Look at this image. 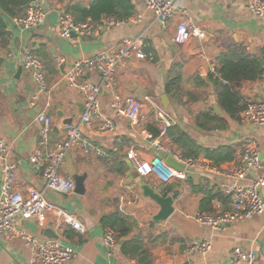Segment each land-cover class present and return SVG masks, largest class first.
I'll return each mask as SVG.
<instances>
[{"label":"crops","instance_id":"0c3cea01","mask_svg":"<svg viewBox=\"0 0 264 264\" xmlns=\"http://www.w3.org/2000/svg\"><path fill=\"white\" fill-rule=\"evenodd\" d=\"M94 1L32 0L23 8L17 5L13 14L0 3V34H5L0 36V135L12 148L15 188L22 193L39 190L50 203L76 214L87 230L81 234L50 212L17 224L40 240L55 239L73 247L76 256L66 264H133L137 258L125 251L124 244L135 238L145 264H229L236 249L254 251L256 264H264V214L226 224L222 231L188 217L229 210L226 189L233 180L202 167H190L183 172L185 177L176 176L169 183H161L155 176L142 177L156 190L163 193V189H168L167 195L174 197L175 213L167 221L155 222L152 217L160 207L143 197L138 186L141 175L127 157L128 150L134 148L141 160L162 157L166 161V152L153 145L160 131L155 111L162 107L171 115L173 125L180 126L204 149L198 156L203 162L207 160L206 150L229 147L237 153L248 138L257 141L264 161V128L244 124L238 114L232 116L222 106V87L231 84L222 79L219 69L220 57L226 53L235 60L255 56L264 65V18L254 15L241 0H179L195 26L204 30L205 37L193 36L178 44L173 40L178 13L165 27L142 0H105L104 7L112 13L101 16V26L93 35L61 37V10L76 20L89 19L84 11L88 12ZM32 2L42 4L48 16L42 25L23 32L14 18L25 14ZM138 15L141 19L137 20ZM110 19L124 22L112 25L107 23ZM123 37L138 39L146 56L123 59L114 74L116 85L103 89L101 108L116 124L114 131L106 132L96 121L82 122L84 98L68 86L64 77L77 59L92 58L102 51L114 52ZM26 49L42 59L49 84V92L33 107L29 102L35 83L21 63ZM86 77L101 82L96 71L87 72ZM232 87L242 103L263 101L264 73L257 80ZM115 92L134 95L142 102L138 124L133 125L129 118L113 112L111 101ZM164 95L168 97L167 103ZM43 111L53 120L52 145L66 137L68 126H75L85 139L105 150V156L85 154L80 146L68 152L77 171L88 173L83 195L74 190L68 194L52 192L41 170L30 162V153L40 141L36 116ZM69 118L71 125L66 123ZM161 139L167 147L181 153L168 133ZM232 160L220 166L226 168ZM256 173L263 174L264 170ZM63 174L72 178L66 165ZM253 176L252 171L246 181ZM2 179L0 165V191ZM119 211L131 223L132 231L119 239L118 246L109 254L104 241L109 227L102 224L101 217ZM50 232L53 237L47 235ZM201 241L211 242L212 250L186 253L189 244ZM31 257L25 240L0 235V264H29Z\"/></svg>","mask_w":264,"mask_h":264},{"label":"built area","instance_id":"2783aa9c","mask_svg":"<svg viewBox=\"0 0 264 264\" xmlns=\"http://www.w3.org/2000/svg\"><path fill=\"white\" fill-rule=\"evenodd\" d=\"M142 1L148 9L155 13L165 27L173 15L178 13L179 22L173 37L176 43L184 44L193 36L201 39L205 37L204 30L195 26L188 10L180 5L179 0ZM241 1L248 5L254 15L264 18V0ZM47 16L48 10L42 4L32 2L26 9L25 14L16 16L14 22L25 32L42 25ZM138 19H141L140 15H138ZM59 22V34L63 38L72 34L78 37L91 36L102 23L90 19L75 20L64 9L60 12ZM123 22V20L117 19L107 21L112 25ZM132 55L140 58L146 56L141 50V43L138 39L123 37L114 52L102 51L92 58L77 59L68 69L64 77L65 81L68 86L77 90L84 98L83 123L91 124L96 121L101 130L114 131L115 121L103 112L101 97L104 88L116 85L114 74L120 62ZM21 63L31 73L35 83V92L29 102V105L33 107L44 94L49 92L44 63L39 56L29 49L23 52ZM91 71L100 74V83H95L86 77L87 72ZM242 105V109L238 112L240 121L244 124L264 128V100L249 101ZM141 107L142 102L134 95L122 96L119 92H115L111 101L113 112L118 116L129 118L133 125L139 122ZM155 115L160 129L159 136L153 139V145L157 149L165 151L166 154H170L175 160L184 164L186 170L190 167H202L234 181L226 189L230 199L229 210L200 212L195 215H188V217L193 218L200 224L209 226L215 231H222L226 224L264 214V196L262 194L264 173H256L259 170H264V161L261 158L260 147L255 139H246L243 147L236 153L234 159L226 168L208 165L199 158L184 157L178 150L167 147L161 138L167 134L169 127L173 125V119L167 110L162 107L157 108ZM36 121L39 125L40 141L38 146L33 148L30 153V162L41 170L49 190L61 194L73 192L75 188L74 180L63 174L67 153L75 146H80L85 154H96L98 156H105V150L85 139L80 129L75 126H68L66 137L52 145L50 142L52 118L43 111L36 116ZM11 149L10 144L0 135V165L3 176L0 191V235L7 239L22 238L25 240L32 251L29 264H66L76 256L73 247L55 239H38L35 234L20 228L16 216L20 214L25 220H29L34 217H41L49 212L54 213L68 226L81 234L86 232V225L76 214L50 203L39 190L31 189L26 193H22L15 188L16 165L12 159ZM127 157L141 177L155 176L161 183H169L176 176H186L183 173L184 171H177L162 157H158L154 161H144L137 156L134 148L128 150ZM252 171L255 172V176L246 181ZM104 241L108 253L112 254L119 243L117 232L112 228H108ZM212 248L211 242L201 241L196 244H189L185 251L187 254L207 253ZM133 264L141 263L135 259ZM229 264H256V253L252 250L241 251L236 249L232 253Z\"/></svg>","mask_w":264,"mask_h":264},{"label":"trees","instance_id":"16d2710c","mask_svg":"<svg viewBox=\"0 0 264 264\" xmlns=\"http://www.w3.org/2000/svg\"><path fill=\"white\" fill-rule=\"evenodd\" d=\"M32 0H0L3 7L11 14L14 13V8L17 5L23 8L26 4H29ZM105 0H95L91 5L88 12H85V17H89L90 20L99 21L102 15L111 14L112 10H107L105 7ZM76 20V19H75ZM88 20V19H85ZM84 21V20H81ZM5 35L0 34V36ZM220 73L223 80H226L231 86L222 87L221 102L222 106L230 113L232 116L237 115L242 109L243 103L239 96L235 93L232 86H236L243 81L257 80L264 73V65L261 59L253 57H243L238 60L232 57L230 53L223 54L220 57ZM228 85V84H227ZM160 131L156 133L159 135ZM169 136L173 142L177 145L181 154L184 157L198 158L199 154L204 150L199 145L191 139L188 133L183 130L178 125H172L169 127ZM206 163L209 165L220 166L223 162L231 161L235 156V151L229 147H222L218 150H206ZM125 165V162H121ZM164 194H168V189H163ZM101 222L104 226L114 229L119 239L127 236L131 231V223L128 221L127 217L122 212H114L111 214H105L101 217ZM138 239L135 238L130 242L124 244L125 251L131 256H135L141 264H145L142 254L139 253Z\"/></svg>","mask_w":264,"mask_h":264},{"label":"water","instance_id":"95a60500","mask_svg":"<svg viewBox=\"0 0 264 264\" xmlns=\"http://www.w3.org/2000/svg\"><path fill=\"white\" fill-rule=\"evenodd\" d=\"M1 61L4 62V60ZM163 99L166 103L168 102L167 95H164ZM66 123L71 125V118H69ZM165 158L166 162L178 171L183 172L186 170L185 165L175 160L170 154H166ZM128 164L130 165V167H132L131 162L128 161ZM66 168L69 175L75 182L74 192L80 195L85 194L87 190L85 182L88 177V173H79L77 171V168L75 167V164L69 153H67L66 156ZM138 186L142 192L143 197L150 198L151 200L155 201L160 207L159 211L152 217L153 221H167L175 213L174 197L172 195H165L164 193L156 190L155 187H153L150 183L144 181L142 177H139ZM20 220L25 219L22 215L19 214L16 216V221L19 222ZM47 235L49 237H53L51 232L47 233Z\"/></svg>","mask_w":264,"mask_h":264}]
</instances>
